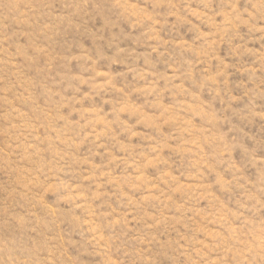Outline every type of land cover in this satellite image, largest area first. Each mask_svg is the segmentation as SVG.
Returning <instances> with one entry per match:
<instances>
[{"label": "rangeland", "instance_id": "rangeland-1", "mask_svg": "<svg viewBox=\"0 0 264 264\" xmlns=\"http://www.w3.org/2000/svg\"><path fill=\"white\" fill-rule=\"evenodd\" d=\"M0 264H264V0H0Z\"/></svg>", "mask_w": 264, "mask_h": 264}]
</instances>
